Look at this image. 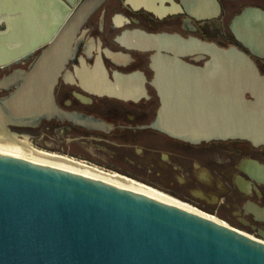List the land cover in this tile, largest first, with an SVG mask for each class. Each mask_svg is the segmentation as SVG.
Returning a JSON list of instances; mask_svg holds the SVG:
<instances>
[{"label": "water", "instance_id": "water-1", "mask_svg": "<svg viewBox=\"0 0 264 264\" xmlns=\"http://www.w3.org/2000/svg\"><path fill=\"white\" fill-rule=\"evenodd\" d=\"M78 1L0 0V24L17 33L0 34V68L47 45L16 77L22 83L11 80L17 91L0 101L3 127L55 111L67 33L104 0ZM235 35L264 56V11L246 9ZM127 42L153 52L150 85L160 100L153 130L193 145L238 140L264 147V75L246 53L178 34L135 32ZM204 57L202 66L185 61ZM98 81L94 91H118ZM0 264H264V246L142 195L0 155Z\"/></svg>", "mask_w": 264, "mask_h": 264}, {"label": "flooded vegetation", "instance_id": "flooded-vegetation-1", "mask_svg": "<svg viewBox=\"0 0 264 264\" xmlns=\"http://www.w3.org/2000/svg\"><path fill=\"white\" fill-rule=\"evenodd\" d=\"M252 8L264 11V0H104L78 29L67 33L65 44L70 47L53 89L55 111L39 120L8 122L4 128L28 140L62 134L69 142L64 152L68 158H89L74 146L85 151L92 146L106 153L110 168L126 175L182 176V190L205 200L204 192L212 189V181L223 180L230 183L229 188L213 197L217 206L212 209L231 224L264 237V215L248 210H264V185L241 170L244 162L256 163L264 170V147L238 140L193 145L153 130L160 106L150 85L153 52L135 50L127 42L135 32H145L192 36L223 48L235 46L264 75V56L245 47L235 35L239 18ZM46 47L17 64L0 68V101L17 91L22 81L16 77L28 73ZM207 59L185 61L202 66ZM129 77L130 82L125 80ZM100 79L104 85L108 80L118 91H94ZM141 86L143 90H135ZM124 92L133 97H122ZM236 178L248 183V192L235 185ZM216 187L221 189L218 184Z\"/></svg>", "mask_w": 264, "mask_h": 264}, {"label": "bare ground", "instance_id": "bare-ground-1", "mask_svg": "<svg viewBox=\"0 0 264 264\" xmlns=\"http://www.w3.org/2000/svg\"><path fill=\"white\" fill-rule=\"evenodd\" d=\"M0 155L11 157L49 168L65 171L71 174H75L84 178L96 180L116 188L132 192L135 194L142 195L144 197L150 198L152 200L158 201L160 203L169 205L171 207L187 211L196 216L202 217L209 220L215 224L229 228L240 235L247 237L255 242L264 246V242L258 241L249 235L231 228L228 224L221 221L217 217L200 211L193 206L184 203L168 194H165L157 189H154L148 185L137 182L133 179L127 178L125 176L119 175L115 172H106L94 166H89L85 163L78 162L74 159L68 158L66 156L57 155L54 153H48L45 151H40L34 149L30 146L27 137H23V140L18 139V136L11 134L0 124ZM241 170L248 174L256 183L264 185V170L262 167L256 163L244 162L241 165ZM201 179L205 180V175H201ZM235 185L243 192L249 191L248 183L244 182L240 178H236ZM256 216H263L264 210L249 208Z\"/></svg>", "mask_w": 264, "mask_h": 264}, {"label": "rangeland", "instance_id": "rangeland-1", "mask_svg": "<svg viewBox=\"0 0 264 264\" xmlns=\"http://www.w3.org/2000/svg\"><path fill=\"white\" fill-rule=\"evenodd\" d=\"M58 137L60 139H58ZM20 140H23V138H18ZM67 137L63 136L62 134L57 135H48V137L45 138H38L29 140V144L32 148L45 151L48 153H54L61 156H67L64 152L68 149L69 142H66ZM74 149L81 150L87 157L89 158H77L76 161H86L83 162L89 166H94L99 169H102L106 172H115L119 175L125 176L127 178L133 179L137 182L143 183L145 185H148L154 189H157L158 191H161L165 194H168L184 203H187L194 208L203 211L205 213H208L210 215H213L220 219L221 221L228 224L231 228L241 231L250 237L264 242V237H261L257 235L254 232L247 231L241 227L235 226L231 224L228 220L220 217L218 213L212 209L213 207L217 206L212 199L213 197H216L217 195H221V193L225 192L229 187L223 180H218L217 183L215 181H212V189L209 192H204V196L207 198L206 200L203 198H199L194 193H186L184 190H182V176H171L170 174L163 173L161 176L156 177H148L145 175H139L136 176H130L123 173H120L116 170H113L108 166V160L106 159V153L103 151L96 150V148H93L92 146L86 147V151L82 150L78 145L74 146ZM70 157V156H67ZM216 184L220 186L221 189H218L216 187Z\"/></svg>", "mask_w": 264, "mask_h": 264}, {"label": "crops", "instance_id": "crops-1", "mask_svg": "<svg viewBox=\"0 0 264 264\" xmlns=\"http://www.w3.org/2000/svg\"><path fill=\"white\" fill-rule=\"evenodd\" d=\"M0 34L17 35L14 29L8 24H0Z\"/></svg>", "mask_w": 264, "mask_h": 264}]
</instances>
